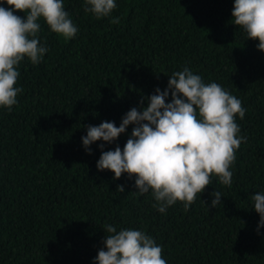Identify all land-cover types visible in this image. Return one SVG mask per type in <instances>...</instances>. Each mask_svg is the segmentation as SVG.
<instances>
[{"label": "trees", "instance_id": "1", "mask_svg": "<svg viewBox=\"0 0 264 264\" xmlns=\"http://www.w3.org/2000/svg\"><path fill=\"white\" fill-rule=\"evenodd\" d=\"M115 2L108 17L96 19L83 0H64L76 36L65 40L39 20L49 51L39 64L25 57L17 66L23 92L11 111L0 108V264H95L105 224L151 235L167 264H264V227L257 231L251 199L264 192L259 41L232 24L234 0ZM185 67L241 100L246 112L236 123L246 142L236 150L231 187L213 176L189 210L178 201L160 213L151 191L137 194L134 176L114 179L96 166L99 145L123 149L132 125L111 144L93 143L91 154L81 137L88 125L118 127L132 107L142 111ZM215 190L221 204L210 208Z\"/></svg>", "mask_w": 264, "mask_h": 264}, {"label": "clouds", "instance_id": "2", "mask_svg": "<svg viewBox=\"0 0 264 264\" xmlns=\"http://www.w3.org/2000/svg\"><path fill=\"white\" fill-rule=\"evenodd\" d=\"M9 7L0 6V108L11 111L17 104L16 87L20 76L17 66L27 57L39 64L49 51L41 45L39 33L43 20L51 32L71 40L77 27L65 11L64 0H4ZM84 11L96 19L108 17L117 7L115 0H83ZM24 13V16L15 13ZM232 24L242 28L247 39L258 40L257 49L264 52V0H234ZM119 23V17L113 18ZM171 96V102H166ZM142 111L132 107L117 127L115 122L103 121L88 125L82 144L88 154L97 141L113 143L132 125L131 135L114 150H102L97 169L109 170L114 179L123 174L135 177L138 195L151 191L152 205L160 213L178 201L185 211L195 203L197 194L204 192L216 176L219 183L231 187V166L236 150L246 137L239 136L236 117L243 119L246 109L235 95L216 82L205 83L200 75L185 67L169 76L167 87L147 97ZM141 105L144 101L141 100ZM116 191L124 192L123 185ZM210 208L221 204L222 194L214 191ZM264 227V192L251 196ZM104 247L98 251L95 264H167L163 248L151 235L135 229L104 226Z\"/></svg>", "mask_w": 264, "mask_h": 264}]
</instances>
